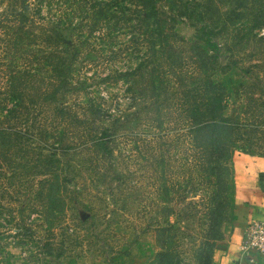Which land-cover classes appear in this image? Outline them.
Wrapping results in <instances>:
<instances>
[{
    "label": "rangeland",
    "instance_id": "obj_1",
    "mask_svg": "<svg viewBox=\"0 0 264 264\" xmlns=\"http://www.w3.org/2000/svg\"><path fill=\"white\" fill-rule=\"evenodd\" d=\"M153 1L159 37L139 0H0V264H222L264 172V0Z\"/></svg>",
    "mask_w": 264,
    "mask_h": 264
},
{
    "label": "crops",
    "instance_id": "obj_2",
    "mask_svg": "<svg viewBox=\"0 0 264 264\" xmlns=\"http://www.w3.org/2000/svg\"><path fill=\"white\" fill-rule=\"evenodd\" d=\"M261 178L257 183H247L243 188L244 193L250 192L245 198L244 210L240 211L234 228L231 233V240L228 251L222 257V264H264V257L258 254L245 251L242 247L244 231L247 224L255 219H264V172H261ZM243 197V196H242Z\"/></svg>",
    "mask_w": 264,
    "mask_h": 264
},
{
    "label": "built area",
    "instance_id": "obj_3",
    "mask_svg": "<svg viewBox=\"0 0 264 264\" xmlns=\"http://www.w3.org/2000/svg\"><path fill=\"white\" fill-rule=\"evenodd\" d=\"M242 247L245 251L264 257V219H255L247 224Z\"/></svg>",
    "mask_w": 264,
    "mask_h": 264
},
{
    "label": "trees",
    "instance_id": "obj_4",
    "mask_svg": "<svg viewBox=\"0 0 264 264\" xmlns=\"http://www.w3.org/2000/svg\"><path fill=\"white\" fill-rule=\"evenodd\" d=\"M139 4L141 6V9H143L142 12L145 13V15H154L155 18H157V20L155 21L156 23V34H157V37H159L160 35V30H161V33L162 34H165V29L161 26V24L163 23V21H165L163 18H159L158 17V8L156 6V4L154 3L153 0H139ZM161 28V29H160ZM209 119V118H208ZM209 120H214V119H209ZM218 123V120H214V123ZM237 126H240V125H243V123H240L239 121H237ZM246 149H249V148H246ZM235 152V150H229V154L227 155V158L226 159H229V161H231V158L233 156V153ZM224 158V156L222 157Z\"/></svg>",
    "mask_w": 264,
    "mask_h": 264
}]
</instances>
